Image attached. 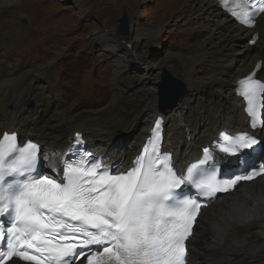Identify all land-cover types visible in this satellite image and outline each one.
Returning <instances> with one entry per match:
<instances>
[{"label":"snow or ice","instance_id":"obj_1","mask_svg":"<svg viewBox=\"0 0 264 264\" xmlns=\"http://www.w3.org/2000/svg\"><path fill=\"white\" fill-rule=\"evenodd\" d=\"M220 3L254 26L256 12ZM257 11L264 13V0ZM254 76L240 79L236 93L246 101L251 129L264 132V81ZM162 124L157 117L127 167L87 149H47L19 141L16 131L0 132V264H191L190 237L206 206L201 201L264 178V139L225 128L196 162L184 164L171 145L163 148ZM76 143H82L79 133ZM248 152L256 158L242 159ZM224 157L243 167L224 171Z\"/></svg>","mask_w":264,"mask_h":264},{"label":"bare ground","instance_id":"obj_2","mask_svg":"<svg viewBox=\"0 0 264 264\" xmlns=\"http://www.w3.org/2000/svg\"><path fill=\"white\" fill-rule=\"evenodd\" d=\"M189 1L181 0L178 3L183 7L177 3L173 9L177 14H185L191 7ZM191 1L196 4L193 15L197 18L204 16L212 21L211 24L200 25L198 32L202 33L203 38L195 45H185L184 51L166 54L158 66V63L147 62L146 73H142L145 82L141 86L145 94L142 98L128 102L115 87L123 81L120 69L126 64L124 58L127 50L123 51L121 57L119 48L109 44L115 39L112 40V35L106 33L104 40L108 44L103 43L104 40H97V43H101L104 48L100 55L112 65L109 97H88L78 104L72 99L79 81L76 84L56 81V90H51L48 85L40 88L42 93L39 91L41 96L36 98L35 109L17 108L32 95L30 89L21 91L22 85L46 77L49 65L44 62L26 70L23 66L28 63L27 60L12 52L16 45L15 38L12 35L0 37V62L13 58L7 64L0 65V75H3L0 79V132L4 129L17 130L22 138L33 136L46 146L63 148L73 131L82 130L86 138L99 144L100 148H111L114 157L127 160L134 154L137 140L145 136L148 121L161 112L156 96L158 78L155 77L161 69L180 76L185 86V93L180 96V100L162 112L165 144L167 148L171 145L180 153L181 161L222 127L239 129L244 126L242 106L233 96L232 90L234 82L249 72L259 60L262 63L257 75L264 80V14L257 20L255 28L248 30L232 22L217 7L215 0ZM23 4V0H0V14L22 9ZM76 6L79 9L82 7L79 3ZM27 31L23 29L20 32L17 42ZM253 32L257 33L258 39L249 45L247 41ZM149 34L138 31L126 39L134 45ZM122 39L125 40L124 37ZM200 64H205L206 68L198 74L197 66ZM201 90H210L209 98L199 97L200 101L198 93ZM116 101L120 102L117 108L113 106ZM192 102L196 104L195 108ZM127 104L131 106L127 107ZM118 129L121 135H117ZM260 135L264 139V132H260ZM197 220L195 235L191 239V264H264V178L241 183L231 193L217 197L202 210Z\"/></svg>","mask_w":264,"mask_h":264},{"label":"rangeland","instance_id":"obj_3","mask_svg":"<svg viewBox=\"0 0 264 264\" xmlns=\"http://www.w3.org/2000/svg\"><path fill=\"white\" fill-rule=\"evenodd\" d=\"M179 1L181 0H23L22 9L1 12L0 37L12 35L13 39L15 38L16 45L12 52L27 60L28 63L23 67L31 70L36 64L47 62L49 65L46 77L34 82L28 81L22 85L21 91L27 92L30 89L32 95L17 108L35 109L37 107L36 98L42 93L40 88L48 85L51 90H54L53 84L56 81L61 84H76L79 81V87L72 99L78 104L88 97L101 99L109 97L112 86L109 82L112 65L100 55L104 48L101 43H97V40L103 42L106 33L112 35V40L115 39L113 40L115 42L110 41L109 44L114 45L116 49L119 48L118 53L121 57L124 54L123 51L127 50L124 58L126 64L120 69L123 81L122 84L117 83L115 86L117 92L122 94V98L127 102L142 98L145 94L141 88L145 82L142 73H146V63L151 61L155 65L158 63L156 65L158 66L166 54L172 51H184L185 45H195L203 38L202 33L198 32L200 25L212 23L204 16L197 18L192 14V11L196 9V4H193L191 0L189 11L185 14H177L173 8ZM76 3L82 6L81 9L76 6ZM179 5L183 7L181 3H178ZM123 13L128 19L130 36L138 31L151 35L139 39L134 45L129 44L126 38V41L121 39L118 35L117 20ZM187 22L189 23L185 25ZM23 29H28V31L17 42V37ZM103 43L108 44L105 40ZM11 60L10 58L3 59L0 65L7 64ZM205 68V64L198 65V74L204 72ZM4 69L5 66L1 72ZM45 70L36 75L35 79ZM163 70L156 73L155 69L157 82ZM79 75L80 80H78ZM2 77L1 74L0 79ZM174 77L182 81L180 76L174 75ZM62 88L65 90L64 86ZM209 91H199L198 98H209ZM199 100L201 101L200 98ZM192 105L196 107L194 102ZM113 106L119 107L120 102L116 101ZM130 106L131 104H127V107ZM183 113L186 114V110ZM126 129L123 128V130ZM117 133L121 134L120 129Z\"/></svg>","mask_w":264,"mask_h":264},{"label":"water","instance_id":"obj_4","mask_svg":"<svg viewBox=\"0 0 264 264\" xmlns=\"http://www.w3.org/2000/svg\"><path fill=\"white\" fill-rule=\"evenodd\" d=\"M120 31L123 33H127V21L125 17H122L119 21ZM159 85H163L164 94L162 95L161 88L159 89V105L161 109H164L166 106L173 105L180 95L184 92L183 85L176 79L172 78L166 72L161 76V81Z\"/></svg>","mask_w":264,"mask_h":264}]
</instances>
